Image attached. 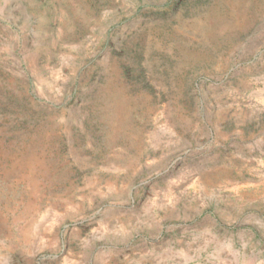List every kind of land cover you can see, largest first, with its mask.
Wrapping results in <instances>:
<instances>
[{
  "label": "rangeland",
  "instance_id": "rangeland-1",
  "mask_svg": "<svg viewBox=\"0 0 264 264\" xmlns=\"http://www.w3.org/2000/svg\"><path fill=\"white\" fill-rule=\"evenodd\" d=\"M0 264H264V0H0Z\"/></svg>",
  "mask_w": 264,
  "mask_h": 264
}]
</instances>
